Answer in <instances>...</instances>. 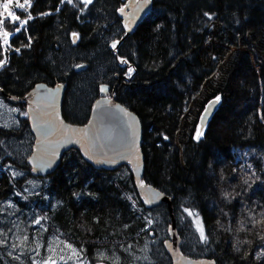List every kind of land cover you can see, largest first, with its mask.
I'll list each match as a JSON object with an SVG mask.
<instances>
[{"label": "trees", "instance_id": "1", "mask_svg": "<svg viewBox=\"0 0 264 264\" xmlns=\"http://www.w3.org/2000/svg\"><path fill=\"white\" fill-rule=\"evenodd\" d=\"M97 1L114 14L125 2ZM6 2L0 0V12ZM17 2L25 7L17 8ZM152 8L130 36L119 39L117 56L131 64L130 72L125 77L120 73L119 81L110 84L112 97L130 107L142 122V181L171 197L177 226L182 217L189 220L188 211L201 216L204 239L196 251L182 245L186 255L213 258L218 264H253L256 239L264 236V218L251 212L247 198L250 192L264 199V177H260L264 169V0H153ZM9 11L28 22L20 25L7 13L0 16L4 96L23 95L37 81L62 82L66 93L74 95L77 89L76 109L88 113L91 102L80 98L89 90H81L82 79L72 83L71 75L64 74L63 55L73 32L81 38L77 46L83 53L96 48L102 39L92 35L101 29L99 20L91 30L67 0H12ZM101 63L95 61L97 69ZM95 87L94 83L92 91ZM215 97L220 103L198 137L201 113ZM20 105L22 121L30 130L25 105ZM235 107L239 115L228 122L226 114ZM63 111L69 121H83L82 116ZM25 167L38 180L29 199L22 190L24 179H11L0 170V264L42 261L29 247L38 243L33 238L38 226L32 221L44 213L49 230L57 229L82 248L91 264L89 255L108 264H139L147 259L144 229L149 208L140 202L129 165L118 171L95 169L77 149H70L49 175H34L27 161ZM123 169L128 176L116 177ZM225 187L235 196H229L230 189L227 195ZM132 193L139 211L130 202ZM158 206L169 224L166 203ZM178 231L182 233L180 227ZM16 246L20 248L14 252ZM62 258L48 264L66 263Z\"/></svg>", "mask_w": 264, "mask_h": 264}, {"label": "rangeland", "instance_id": "2", "mask_svg": "<svg viewBox=\"0 0 264 264\" xmlns=\"http://www.w3.org/2000/svg\"><path fill=\"white\" fill-rule=\"evenodd\" d=\"M67 1L69 5H73L78 9L80 14L79 20L84 19L88 28L92 30L97 20H99V27L101 28L92 35L98 39H102L98 41L96 48H92L87 53H83L82 48L77 46V42L81 39L80 36L76 42H73L70 37L65 45L63 55L65 60H67V68H65L64 74L71 75L72 83L73 81L76 83L79 78L83 80L81 90L89 91L85 97L81 96L80 99L81 101L85 99L86 104L90 102L92 104L97 97V86L99 83L106 82L111 84L112 80L114 82H116V80L119 81L120 73L125 77L126 74L130 72L131 64L128 62L126 63L122 56H117L116 48L112 47L113 43H116V47L119 45V39L123 36L124 30L121 19H118L116 16L117 12L114 14L107 11L97 0H92L90 4H85L84 0ZM152 9L149 12H151ZM126 37L128 36H124L123 39ZM98 60H101L102 63L97 69L95 61ZM81 64H87L88 66L77 69V66ZM47 83L54 84L57 82ZM94 83L96 87L95 91H92ZM156 91L157 89L155 92ZM77 92V89H75L74 95L69 94V92L65 93L63 110L65 108L66 110L68 109L71 116H82L84 121L88 113L76 109L77 103L79 104V99L76 95ZM109 93L112 94V89H109ZM5 98L4 95L0 94V170L7 171L8 174L11 175V179L23 178L25 189L22 190L25 192V199H29V196L34 193L36 188L35 185L38 182L37 178L32 177L30 172L25 169L26 158L30 154L33 144V135L26 126V123L24 126L22 121V106L20 104L10 103L6 101ZM238 112L239 111L235 107L233 112L226 114V120L228 122L232 121L239 115ZM118 169L116 168L115 170L118 171ZM130 174L132 175L131 169ZM260 175V177H264V169L260 170ZM127 176V169L120 170L116 173V177ZM109 178L113 180L112 174H109ZM104 179L106 180V178ZM133 184L134 187H136L134 180ZM99 186H101V184H99ZM218 186L222 187L221 183H219ZM229 189V187L224 188L227 195H229L227 193ZM230 190L232 194L229 196L234 197V191L232 189ZM115 193H117V191ZM133 194L134 193L129 196L130 202L135 208H138L139 211L140 209L137 205L138 200L134 198L136 193ZM247 198L249 200L251 212L256 216L264 218V203L259 202V200L264 202V199L257 195L255 197L250 192L247 193ZM146 212L145 217L148 216L149 222L144 229L145 236L147 237V246L143 257L147 259L140 260L141 262L139 264H171V259L166 254L163 246L164 240L168 238V234L164 231L168 224H165L161 206L148 209ZM188 217L189 220H186L185 217L178 220V227H180L182 231L181 235H184L181 246L185 245L186 248L192 251L194 248L196 251L200 242L204 239L201 238V229H203L204 232V225L198 213L188 211ZM229 218H231L230 215ZM32 222L35 226H38V230L33 234V238L36 239L38 243L29 247V251L33 255H40V259L42 260L36 261L34 264H48L54 260L59 261V259L56 258L61 255H63V261H67L64 264H91V262L88 261L87 255L86 257L83 255L82 248H78L74 243L61 236L62 232L57 229L54 228V233L49 230L50 224L45 213ZM27 225L26 223L25 229ZM10 232H12V229H10ZM239 232H241V230H239ZM237 234L239 235L240 233ZM28 237L29 236L25 235V240H27ZM256 240L259 242V245L256 246L257 252L253 264H262L264 261V236H258ZM89 247L92 252L95 251L93 247ZM16 248L20 247L16 246L15 249H13L14 252H17ZM44 254H46V258L42 257ZM117 255H120V253ZM147 255H149V257ZM70 259H72V262ZM89 259L93 264L108 263L105 260H98L95 262L91 259L90 255Z\"/></svg>", "mask_w": 264, "mask_h": 264}, {"label": "water", "instance_id": "3", "mask_svg": "<svg viewBox=\"0 0 264 264\" xmlns=\"http://www.w3.org/2000/svg\"><path fill=\"white\" fill-rule=\"evenodd\" d=\"M127 5V7H126ZM153 0H126L117 9L122 18L125 36L131 35L138 24L152 9ZM124 9L123 12L120 9ZM76 41V34L73 35ZM78 65L77 69L84 67ZM100 96L90 107L87 119L76 123L65 118L63 105L67 85L62 82L49 84L37 81L23 95L9 94L6 100L24 103L34 141L27 162L37 176L49 175L56 171L63 154L77 149L82 158L95 169L114 170L128 164L141 203L152 208L166 203L170 223L167 227L169 238L163 246L171 264H218L209 257H191L181 249V236L177 229L172 199L160 189L142 181L144 154L142 151V123L139 116L123 102L111 97L110 85L103 82ZM106 88V91H101ZM0 91L3 92L0 88ZM219 100L212 99L200 117L201 133L211 115L216 111ZM105 264V263H103Z\"/></svg>", "mask_w": 264, "mask_h": 264}, {"label": "snow or ice", "instance_id": "4", "mask_svg": "<svg viewBox=\"0 0 264 264\" xmlns=\"http://www.w3.org/2000/svg\"><path fill=\"white\" fill-rule=\"evenodd\" d=\"M25 2L27 3V0H25ZM69 2H71V0H69ZM91 2H92V0H84V3H85V4H90ZM11 3H12V0H8V2H6V3H4V4L2 5V7H3V12H0V16H3L4 13H7L8 17H10L11 20H12L13 22H15V21H19L20 25H25V24H27V22H28L27 20H20L19 16L15 15L13 12H10V11H9V7H10V4H11ZM16 7H17V8H20V9H23V8L25 7V4H21V3L17 2ZM126 7H127V5H126ZM120 11L123 12L124 9L122 8V9H120ZM28 19H31V16H30V15H29ZM3 23H4V20H3V19H0V24H3ZM16 30L19 31L20 29L17 28ZM3 35H4V37H5L4 43L7 44V42H8V41H7V37H8V35H9V33H8L7 31H5V32L3 33ZM74 35H75V34H74ZM112 47H113V48H116V43H113ZM17 51H18V50H17ZM2 64H3V62L0 61V66H2ZM106 90H107L106 88H102V89H101V91H106ZM216 99L219 100L220 98L217 97ZM201 134H202V133L198 132V136L201 135ZM201 238H204V232H203V229H201Z\"/></svg>", "mask_w": 264, "mask_h": 264}]
</instances>
